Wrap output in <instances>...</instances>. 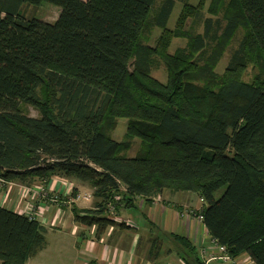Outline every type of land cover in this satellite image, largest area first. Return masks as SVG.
Wrapping results in <instances>:
<instances>
[{"label": "trees", "instance_id": "16d2710c", "mask_svg": "<svg viewBox=\"0 0 264 264\" xmlns=\"http://www.w3.org/2000/svg\"><path fill=\"white\" fill-rule=\"evenodd\" d=\"M43 2L61 8L54 22L21 12ZM204 9V0H0V179L48 184L62 175L89 184L93 208L72 211L97 234L124 227L107 213L117 194L119 211L166 190L195 193L211 237L233 258L264 264V0H211ZM174 38L186 46L170 52ZM156 58L165 82L152 74ZM119 118L141 139L133 157L120 154L129 140L111 134ZM46 232L0 206V264H25ZM176 239L193 254L184 256L189 264H202L186 238Z\"/></svg>", "mask_w": 264, "mask_h": 264}, {"label": "crops", "instance_id": "0c3cea01", "mask_svg": "<svg viewBox=\"0 0 264 264\" xmlns=\"http://www.w3.org/2000/svg\"><path fill=\"white\" fill-rule=\"evenodd\" d=\"M59 14L55 18H47L44 21L54 22ZM39 182L38 180L32 184L14 182L13 185H0V206L17 213L28 212L30 208L28 200L31 199L32 192L24 190L28 191L29 186L38 185ZM68 185L73 187L74 192L85 193L88 189L84 188V186L87 187L86 184L62 175L50 177L47 187L50 192H59ZM91 192H93L92 187ZM50 196L53 194L50 193ZM38 200L39 202L35 200L37 202L34 205V211L38 213L39 221L47 227L53 225L54 229L71 226V229L75 231L76 236L73 235V237L76 243L73 244V248L76 257L73 264H189L184 256L193 260V254H187V250L176 239L177 236L186 238L194 246L196 257L202 264L219 263L212 258L219 254L216 241L211 237L197 213L205 206V203L195 193L166 190L150 201L136 200V207L133 208L138 211L140 209L142 212V227L138 222L137 226L131 229L120 225H108L99 234H97L96 226L76 222L70 208L73 206L79 209L93 208L96 201L94 196L90 201L68 203L62 206L56 205L49 199ZM133 208L128 209L126 213L130 214ZM59 222L62 224L61 227ZM49 250L51 251L52 248L50 247ZM37 254L25 264H62L55 258L52 261L35 259ZM235 260L236 264H252V260L246 254Z\"/></svg>", "mask_w": 264, "mask_h": 264}, {"label": "rangeland", "instance_id": "374dc122", "mask_svg": "<svg viewBox=\"0 0 264 264\" xmlns=\"http://www.w3.org/2000/svg\"><path fill=\"white\" fill-rule=\"evenodd\" d=\"M204 1H205L204 11H206V8L209 5L211 0H204ZM188 2H190V4L197 5L200 2V0H188ZM182 5H183L182 2H177L176 6L174 7V10L172 12V15L170 17L169 24H168L169 28L175 27L177 18L182 8ZM60 10L61 8L59 6L49 3V2H43L41 5L23 4V6L21 7V12L26 16V18H29V19L38 18L41 20H44L47 18L49 19L55 18L60 13ZM190 21L191 20H187L186 27L189 26ZM159 34H160V29H156L153 31L152 35L150 36L151 45L155 43V40L157 39ZM242 34H243V31L239 29L236 35L234 36L233 40L231 41L229 47L227 48L225 54L223 55L222 59L220 60L219 64L216 67V71L218 73L221 74L224 72L225 67L227 66L228 60L231 55V51L237 46ZM186 42L187 41L185 39L174 38L169 48V51L173 52L178 47L186 46ZM155 60L156 61L154 63L152 74L157 79L161 80L162 82H165L167 80V72H166L165 65L163 61H161L159 58H156ZM255 71L256 70L253 69L251 66L248 67L242 73V78L247 81H251L254 76ZM26 109H27V113H29L31 116L37 117L40 115L39 111L34 107L28 106ZM127 131H128L127 119L119 118L117 120L116 127L113 130H111V134L118 141L123 142V141L129 140V143H130L129 150H124L120 154H125L127 157H133L141 148L142 142H141V139L136 136L130 137L127 134ZM86 185L87 187L84 186V188H88V189H87V192L85 193L90 194L93 197V192H91V187L88 184ZM122 199L123 197L121 195L119 194L116 195L114 199L115 203L112 202L108 204L107 210L109 211V213L115 214V217L117 216L119 219L118 222L124 224L125 228H130V229L133 228V227H130L131 222L134 225H136V223L138 222L142 227V212L140 209L138 211L133 208L130 211L131 212L130 214L126 213L128 212V209L126 208H122V210H119V211L117 210L118 209L117 203L120 202V204H122L123 203L121 202L123 201ZM68 207L69 206H67V208ZM120 207H123V205H119V208ZM119 214L121 217L119 216ZM52 226H48V227L46 226L47 232L45 235V238H46V242L44 245L45 247L42 251L38 252L37 258L35 259H43L44 261H47V260L52 261L55 258L56 260L61 261L62 264H73V261L75 260V257H76V252L73 248V244L76 243L75 237H73V235L76 236L75 231L71 229V226L67 228L61 227L62 226L61 223L59 224L61 228L54 229ZM54 226L56 225L54 224ZM50 247L52 248L51 251L49 250ZM54 248H59L60 250L57 251ZM213 264H217V262H213ZM218 264H222V262H219Z\"/></svg>", "mask_w": 264, "mask_h": 264}, {"label": "built area", "instance_id": "2783aa9c", "mask_svg": "<svg viewBox=\"0 0 264 264\" xmlns=\"http://www.w3.org/2000/svg\"><path fill=\"white\" fill-rule=\"evenodd\" d=\"M13 185L15 184L14 182H9V181H4L0 179V185ZM64 186H66V182H64ZM24 190V189H23ZM25 192H32L31 193V199L28 200L30 202V208L29 211L26 212L30 218L33 219H38V213H35L34 211V205L35 203L41 199V200H50L51 202L55 203L58 206H62L68 203H76L80 201H90L92 199V196L87 193H80V192H74V189L71 185H68L64 189H61L59 192L51 191L48 189L47 184L43 182H39L38 185L35 186H29L28 191L24 190ZM50 193L53 194V196H50ZM37 200V201H35ZM33 201V202H31ZM28 202V203H29ZM40 209V208H39ZM107 213L109 214L110 217H113L117 220L118 217H115V214H110L109 211L107 210ZM115 213V212H114ZM200 219H202V215H199ZM39 220V219H38ZM135 226L130 223V227ZM217 247L219 250V254L214 255L212 258L215 260H218L219 262H222V264H236L235 258H233L227 251L226 247L223 245H219L217 242Z\"/></svg>", "mask_w": 264, "mask_h": 264}]
</instances>
